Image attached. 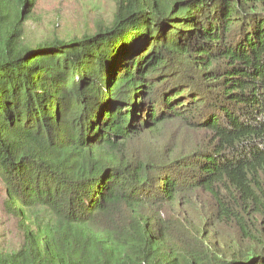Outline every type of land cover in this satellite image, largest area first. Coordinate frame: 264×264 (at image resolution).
Here are the masks:
<instances>
[{
    "label": "trees",
    "instance_id": "1",
    "mask_svg": "<svg viewBox=\"0 0 264 264\" xmlns=\"http://www.w3.org/2000/svg\"><path fill=\"white\" fill-rule=\"evenodd\" d=\"M113 1L30 46L0 0V264H264V0Z\"/></svg>",
    "mask_w": 264,
    "mask_h": 264
},
{
    "label": "rangeland",
    "instance_id": "2",
    "mask_svg": "<svg viewBox=\"0 0 264 264\" xmlns=\"http://www.w3.org/2000/svg\"><path fill=\"white\" fill-rule=\"evenodd\" d=\"M116 13L113 0H37L32 19L26 24L25 42L37 46L43 42L72 41L95 35L112 24ZM5 186L0 180V253H11L22 243L16 219L5 210ZM208 199L198 195L202 206Z\"/></svg>",
    "mask_w": 264,
    "mask_h": 264
}]
</instances>
